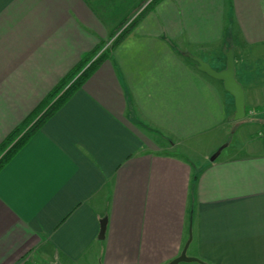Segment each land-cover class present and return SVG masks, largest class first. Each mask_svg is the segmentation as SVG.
I'll return each mask as SVG.
<instances>
[{
    "label": "crops",
    "instance_id": "1",
    "mask_svg": "<svg viewBox=\"0 0 264 264\" xmlns=\"http://www.w3.org/2000/svg\"><path fill=\"white\" fill-rule=\"evenodd\" d=\"M142 1L0 0V143ZM261 107L264 0L159 1L0 169V264H264Z\"/></svg>",
    "mask_w": 264,
    "mask_h": 264
},
{
    "label": "trees",
    "instance_id": "2",
    "mask_svg": "<svg viewBox=\"0 0 264 264\" xmlns=\"http://www.w3.org/2000/svg\"><path fill=\"white\" fill-rule=\"evenodd\" d=\"M161 0H153L149 6L125 26L117 35L110 48L96 54L97 49L83 56L75 66L65 74L57 84L48 92L42 102L26 118V120L13 129L0 143V169L14 155V153L28 140L31 134L37 130L41 122L51 115L76 89H78L98 64L106 57L110 49L120 41L129 29ZM98 48V46H97Z\"/></svg>",
    "mask_w": 264,
    "mask_h": 264
},
{
    "label": "water",
    "instance_id": "3",
    "mask_svg": "<svg viewBox=\"0 0 264 264\" xmlns=\"http://www.w3.org/2000/svg\"><path fill=\"white\" fill-rule=\"evenodd\" d=\"M225 56V68L222 70H215L210 67V65L200 58L190 56L196 63L197 67L200 71L206 73L208 76L222 81L223 88L227 91L234 100V113L231 116V120L238 121L241 120L245 116V106H244V91L242 86L237 82L234 75V62H233V54L230 49L224 52ZM223 146L219 147L211 156L210 160L213 161ZM105 220L101 222V229L99 233V237H102L104 233ZM187 241L181 250L180 254L173 258L166 264H179L181 262H197L199 264H204L201 260L188 256L186 254V249L188 245Z\"/></svg>",
    "mask_w": 264,
    "mask_h": 264
},
{
    "label": "rangeland",
    "instance_id": "4",
    "mask_svg": "<svg viewBox=\"0 0 264 264\" xmlns=\"http://www.w3.org/2000/svg\"><path fill=\"white\" fill-rule=\"evenodd\" d=\"M153 0H143L140 5H139V11L137 12V14L135 15L134 18L136 17H139L140 14L143 13V11H145V9L149 6V3L152 2ZM131 18H125L123 20L122 23L119 24V26H117V28H115L111 34L109 35V38L105 41V42H102L98 45V48L97 51H96V54H99L101 53L102 51H105L106 49L110 48L113 41L115 40V38L117 37V35L119 34V32L124 28V24H126ZM131 22V21H130ZM129 22V23H130ZM247 112V111H245ZM260 113L262 112V114L264 113V107H261L260 109L258 110H254V109H251L248 113V115L251 117H257V113ZM246 114V113H245ZM245 119V116L241 119V120H244ZM263 129H260L259 132H262ZM231 135V134H230ZM259 136V134H257Z\"/></svg>",
    "mask_w": 264,
    "mask_h": 264
},
{
    "label": "built area",
    "instance_id": "5",
    "mask_svg": "<svg viewBox=\"0 0 264 264\" xmlns=\"http://www.w3.org/2000/svg\"><path fill=\"white\" fill-rule=\"evenodd\" d=\"M259 136H264V129L262 132H258Z\"/></svg>",
    "mask_w": 264,
    "mask_h": 264
},
{
    "label": "clouds",
    "instance_id": "6",
    "mask_svg": "<svg viewBox=\"0 0 264 264\" xmlns=\"http://www.w3.org/2000/svg\"><path fill=\"white\" fill-rule=\"evenodd\" d=\"M136 50H137V51H139V49H138V48H137Z\"/></svg>",
    "mask_w": 264,
    "mask_h": 264
}]
</instances>
